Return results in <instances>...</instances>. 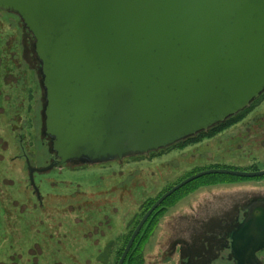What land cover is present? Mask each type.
<instances>
[{
  "label": "water",
  "instance_id": "water-1",
  "mask_svg": "<svg viewBox=\"0 0 264 264\" xmlns=\"http://www.w3.org/2000/svg\"><path fill=\"white\" fill-rule=\"evenodd\" d=\"M35 40L46 93L45 131L57 160L96 165L167 149L248 109L264 93V0H0ZM209 175L262 178L264 170L212 169L163 194L132 233L124 264L152 214ZM264 201L231 234L237 264H259Z\"/></svg>",
  "mask_w": 264,
  "mask_h": 264
},
{
  "label": "rangeland",
  "instance_id": "rangeland-1",
  "mask_svg": "<svg viewBox=\"0 0 264 264\" xmlns=\"http://www.w3.org/2000/svg\"><path fill=\"white\" fill-rule=\"evenodd\" d=\"M45 108L35 40L18 16L0 10V264H115L118 247L125 249L117 243L143 208L177 184L212 169L264 170L263 102L196 143L35 173L38 195L28 164L44 168L57 160ZM256 200L264 201V178H199L162 204L137 254L144 264H236L225 234ZM112 243L114 255L105 258ZM259 260L264 264V253Z\"/></svg>",
  "mask_w": 264,
  "mask_h": 264
},
{
  "label": "trees",
  "instance_id": "trees-1",
  "mask_svg": "<svg viewBox=\"0 0 264 264\" xmlns=\"http://www.w3.org/2000/svg\"><path fill=\"white\" fill-rule=\"evenodd\" d=\"M257 102H258V100L255 101V102H253L252 105H251V107H249V108L246 109L245 111L239 113V114L236 115V116H233V117L229 118V119H228L227 121H225L224 123H220V124L215 125V126H214L213 128H211L209 131H207V132H202V133L198 134V135L195 136V137H192V138H189V139H187V140L181 141V142L177 143L176 145L171 146V147H169V148H167V149H165V150H169V149H171V148H173V147H175V146H178V145L182 146V145H186V144H188V143H190V144H192V143H196V142H198V141H199L200 139H202V138H208V137H210L212 134L215 135V134H218V133H221V132H224V131L230 129L232 126H234V125H236L237 123L242 122L244 119H246V118L248 117V115H249L250 113H252V111L254 110V108H255L254 103H257ZM255 105H256V104H255ZM165 150H160V151H158V153L161 152V151H165ZM154 153H156V152H154ZM151 154H152V153H150V155H151ZM213 176H223V177H231V178H237V179H250V178H242V177H236V176H230V175H213ZM262 178H264V177H262ZM253 179H255V178H253ZM35 192H36V191H35ZM165 193H166V192H165ZM165 193H164V194H165ZM156 200H158V199H156ZM154 204H155V201H154V202H150V203H148V204L146 205V208H145V209L143 208V213H142L141 215H139V219H138V220H140L141 218H143V216L147 213V211H148V210H149ZM159 210H160V208H159L158 210L155 211V213L149 218V220H148L147 223L145 224L144 228L142 229V231H141L140 234L138 235V237H137V239H136V241H135V243H134L132 249L130 250V252H129V254H128V256H127V258H126L124 264H144L143 259L140 258V257H141V255H140V254H141V252H140L141 244H142V242L144 243V237H145V233H146L147 230H148V225L150 224V222H151V220L153 219L154 215H156V213H158ZM138 220L135 221V223H133V228H134V227H135V228L137 227V225H138V223H139ZM134 230H135V229H133V230L131 231V233H129V234L127 235V237H125V239H120V240L118 241L117 244H120V242H121V243L124 242L123 244H124V246H126ZM113 244H114V243H112V245H110V247H109V250H107V252H105V255H104L105 258L108 257V256H109L108 258H110L111 256L113 257V255H114L113 252H112V250H113V249H112ZM114 247L116 248L117 245H114ZM110 248H111V249H110ZM124 248H125V247H124ZM123 250H124V249H121V247H120V248L118 247V250H117V252H116L115 254H118V253H120V252H121V254H122V251H123ZM138 252H140V254H137ZM116 257H117V260H116ZM116 257H114L113 259H114L115 261H117V263L115 262V264H118L119 257H118V255H116ZM135 260H136V261H135Z\"/></svg>",
  "mask_w": 264,
  "mask_h": 264
},
{
  "label": "flooded vegetation",
  "instance_id": "flooded-vegetation-1",
  "mask_svg": "<svg viewBox=\"0 0 264 264\" xmlns=\"http://www.w3.org/2000/svg\"><path fill=\"white\" fill-rule=\"evenodd\" d=\"M258 101H260L261 103H259V104H257V105H255V108H254V110L253 111H255V109H257V108H259V107H261L262 105H263V102H264V93L260 96V98L259 99H257ZM256 100V101H257ZM251 107V106H250ZM252 111V112H253ZM252 113H250L249 115H251ZM165 150V149H164ZM256 201H262V200H256ZM253 202H255V201H252V202H250L246 207H244V212H245V216H244V218L242 219V220H240V221H238V225L246 218V215H247V207L250 205V204H252ZM162 206V205H161ZM160 206V207H161ZM159 207V208H160ZM158 208V209H159ZM157 209V210H158ZM155 213V212H154ZM153 213V214H154ZM152 214V215H153ZM238 225L236 226V228L230 233V234H228V233H226L225 234V237L228 239V245H226L227 246V248H229L230 249V252H231V234L237 229V227H238ZM136 229V228H135ZM134 232V231H133ZM264 253V250L263 251H261V252H259L258 254H257V260H258V263L259 264H261L260 263V260H259V258H260V255L261 254H263ZM231 255H232V253H231ZM234 260V259H233ZM235 261V260H234ZM235 263L237 264V262L235 261Z\"/></svg>",
  "mask_w": 264,
  "mask_h": 264
}]
</instances>
